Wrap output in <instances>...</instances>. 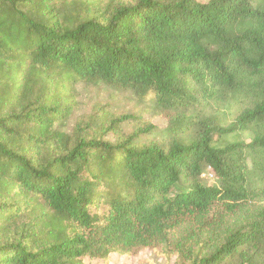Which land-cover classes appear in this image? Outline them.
<instances>
[{"label": "trees", "instance_id": "1", "mask_svg": "<svg viewBox=\"0 0 264 264\" xmlns=\"http://www.w3.org/2000/svg\"><path fill=\"white\" fill-rule=\"evenodd\" d=\"M79 85L145 97L171 141L106 139L130 117L80 119ZM232 98L227 126L200 111ZM263 199L264 0H0V264H264Z\"/></svg>", "mask_w": 264, "mask_h": 264}, {"label": "rangeland", "instance_id": "2", "mask_svg": "<svg viewBox=\"0 0 264 264\" xmlns=\"http://www.w3.org/2000/svg\"><path fill=\"white\" fill-rule=\"evenodd\" d=\"M108 1V0H105ZM130 3L132 0H115ZM201 2H208L209 0H199ZM76 96L78 101L77 116L85 121H90V118L98 119L99 117L109 116L112 119L128 116V121L120 125V127L111 130L107 133L106 139L117 141L120 135H130L141 129L153 127L151 135L144 136L148 139H155L162 142H170L171 133H167L170 115L167 113H160L154 108V104L148 99L141 98L126 88H113L105 85L88 86L79 85L76 89ZM248 104L240 102L239 100H232L227 104L219 103L216 106L204 105L203 110L200 109L202 115L209 117L216 121V123L227 126L236 119L239 112L243 110ZM111 122V121H110ZM109 127V126H108ZM217 138V137H216ZM252 132H245L240 134L229 135L223 139L224 142H243L248 143L252 140ZM209 171L205 172L202 177L206 185H214L216 183L214 177L208 175ZM250 183L253 189L260 185L257 177H250ZM253 205L256 209L264 205V199ZM256 207V208H254ZM255 210H249L245 207L241 212L232 217H227L221 212L219 207L213 210V215L223 216L228 220L227 228L235 229L246 220L251 218ZM200 230L196 226L187 224L183 226L174 236L175 241H193L197 238ZM203 238L202 240H204ZM176 258L171 260L170 264H174ZM92 264H103L101 261H93ZM110 264H167L163 258L157 257L150 251H143L138 257L127 259L113 256L110 258Z\"/></svg>", "mask_w": 264, "mask_h": 264}, {"label": "built area", "instance_id": "3", "mask_svg": "<svg viewBox=\"0 0 264 264\" xmlns=\"http://www.w3.org/2000/svg\"><path fill=\"white\" fill-rule=\"evenodd\" d=\"M209 171V173H208V175L210 176V177H213V174L211 173V169L210 168H208L207 169V172ZM204 176V175H203Z\"/></svg>", "mask_w": 264, "mask_h": 264}]
</instances>
